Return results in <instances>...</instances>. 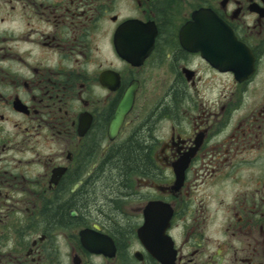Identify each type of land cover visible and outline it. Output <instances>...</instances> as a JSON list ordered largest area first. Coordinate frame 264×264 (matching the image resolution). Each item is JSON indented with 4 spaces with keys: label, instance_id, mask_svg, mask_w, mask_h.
<instances>
[{
    "label": "flooded vegetation",
    "instance_id": "obj_1",
    "mask_svg": "<svg viewBox=\"0 0 264 264\" xmlns=\"http://www.w3.org/2000/svg\"><path fill=\"white\" fill-rule=\"evenodd\" d=\"M209 14L238 68L181 42ZM139 133L152 168L120 219L85 212L76 196ZM149 202L172 210L163 262L138 235ZM0 264H264V0H0Z\"/></svg>",
    "mask_w": 264,
    "mask_h": 264
},
{
    "label": "water",
    "instance_id": "obj_2",
    "mask_svg": "<svg viewBox=\"0 0 264 264\" xmlns=\"http://www.w3.org/2000/svg\"><path fill=\"white\" fill-rule=\"evenodd\" d=\"M205 19L209 18L206 23V29L204 28V34H200V29L194 31L192 34H181L180 39L183 44L189 42L194 46V50H200L202 56L207 59L214 67L219 68L222 71L238 68L237 63L229 65L227 64V53L229 52H243L242 45L234 41V37L229 32L221 21L212 14L203 15ZM207 16V17H206ZM199 17H195V21ZM205 27V26H204ZM211 29V30H209ZM229 37V38H228ZM232 41L235 46L234 51L226 45ZM232 42L230 44H232ZM198 44L201 46L196 48ZM215 48V49H214ZM246 74H250L251 67H242ZM137 90V83L131 86L124 94L120 101L117 111L112 119L109 127V134L111 139L118 133L126 114L130 111L135 93ZM183 167L176 168L177 180L176 183H181L183 179ZM74 214V213H73ZM172 216L171 208L160 202H150L144 208V224L139 229L138 235L146 246L147 250L157 259L163 262V256L168 252V246L172 248V241L168 235H166V229L168 228L169 221ZM83 241L85 235L82 233ZM164 247V248H160ZM98 252V250H96ZM174 253L172 252V258Z\"/></svg>",
    "mask_w": 264,
    "mask_h": 264
},
{
    "label": "trees",
    "instance_id": "obj_3",
    "mask_svg": "<svg viewBox=\"0 0 264 264\" xmlns=\"http://www.w3.org/2000/svg\"><path fill=\"white\" fill-rule=\"evenodd\" d=\"M145 141V134L139 133L122 149L111 151L108 161L100 169L103 173L76 196V203L81 204L85 212L100 211L101 216L111 222L120 219L117 205L132 194L134 174L142 176L152 168ZM64 212V209L60 210L58 216H63ZM56 217L51 219L55 220Z\"/></svg>",
    "mask_w": 264,
    "mask_h": 264
},
{
    "label": "rangeland",
    "instance_id": "obj_4",
    "mask_svg": "<svg viewBox=\"0 0 264 264\" xmlns=\"http://www.w3.org/2000/svg\"><path fill=\"white\" fill-rule=\"evenodd\" d=\"M139 200H141V198H140ZM129 203H130V204H131V203H134V204H135V202H134V201H132V202H129ZM139 204H140V203H139ZM134 207H135V206H134Z\"/></svg>",
    "mask_w": 264,
    "mask_h": 264
}]
</instances>
